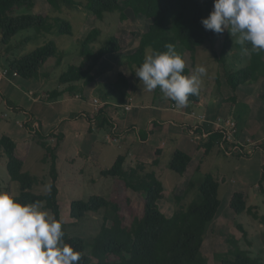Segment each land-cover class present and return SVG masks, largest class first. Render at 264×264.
I'll list each match as a JSON object with an SVG mask.
<instances>
[{
	"label": "trees",
	"instance_id": "16d2710c",
	"mask_svg": "<svg viewBox=\"0 0 264 264\" xmlns=\"http://www.w3.org/2000/svg\"><path fill=\"white\" fill-rule=\"evenodd\" d=\"M46 1L54 12L62 8L61 4L70 8L78 7L74 0ZM33 7V0H0V34L3 45H10L17 34L30 29H45L52 32L54 28H57L61 35L72 34V25L68 21L48 14H29L22 11L24 9L29 11ZM85 9L98 19H104L109 13L119 12L121 19L125 21L126 11L131 9L135 16H143L152 20L148 31L142 35L136 52L126 57L131 61L130 66L134 74L135 68L143 63L150 51L164 52L166 44L174 45L176 51L182 48L186 52L210 45L216 59L221 64H225L224 50L219 56L215 50L217 41L224 33L215 34L206 30L201 23V20L207 18L213 10V0H87ZM100 35L99 29H93L87 34L81 42L80 54L88 65H72L62 73L60 84L69 86L62 92L53 91L49 100H57L66 93L76 94L78 89L75 85L77 83H82L84 86L95 83L94 69L107 56L122 52L120 39L116 36L111 37L96 51L93 45ZM239 47L245 52L244 49H250L251 46L245 44ZM248 55L247 66L238 71L226 72L227 84L233 90L242 85L252 84L259 77H264V52ZM62 59L63 55L56 45L50 42L23 57L10 60L9 68L4 70L11 73L9 79L20 77L31 81L38 75H46L44 69L50 61L56 60V65H59ZM190 66L185 67L184 75H192L193 61ZM12 73H15L17 77L12 76ZM117 82L126 90L128 79L123 73H119ZM157 90L160 91L159 87ZM1 95L6 99L3 94ZM201 96L202 93L199 91L197 95H190L188 101H199ZM7 105L16 111L21 110L9 100H7ZM78 118L89 122L90 131H93L94 127L98 129L115 127L105 107H102L94 117H84L79 114L71 117L74 120ZM25 127L40 136L44 141L42 147L50 156V190L46 194L35 191L39 185L38 177L24 170V162L18 155L17 143L12 137L3 135L0 139V146L8 160L7 170L12 182L17 183L20 189L14 197L22 204L43 202L44 207L62 223L65 243L81 253L79 264H208L202 258L201 252L209 227L222 205L220 198L222 185L212 174L205 175L198 186L192 181L191 187H198V197L188 207L179 209L171 217H167L162 213L158 204V201L163 199L165 187L156 172H147L144 164L125 170L127 157L119 155L114 165L110 169L103 170L101 175L115 178L118 183L117 190L124 189L126 193L132 191L136 195L135 198L126 194L122 198L109 200L103 196L94 195L86 200L72 201L70 217L76 221L86 218L90 213H100L103 210L107 216L100 232L95 237L91 239L71 237L62 220L59 201L60 173L56 153L58 146L52 147L46 142L55 134L54 132L45 134L41 124L39 128L33 127L31 123L25 124ZM197 131L202 132L201 129ZM62 138L63 135L59 134L58 140ZM202 146L206 154L215 146H220L222 151L229 156H251L246 153H234L232 146L225 140L224 133L219 130L209 134L208 140L202 143ZM258 148L264 151V143H261ZM161 153V150H157L156 156ZM191 162L192 157L189 154L177 149L168 165L172 172L183 176L188 171ZM263 182L264 168L260 181L261 193L264 195ZM176 200L181 201L182 196H177ZM229 205L236 215L247 212L253 218L259 219L254 209L248 207L247 198L243 192H235ZM124 209L128 211L129 217L123 213ZM260 219L264 220V218ZM239 228L244 232V236H247L245 229L242 226ZM230 243L233 249L229 252L230 256H220L221 264H264L263 260L252 258L238 242L231 240Z\"/></svg>",
	"mask_w": 264,
	"mask_h": 264
},
{
	"label": "rangeland",
	"instance_id": "374dc122",
	"mask_svg": "<svg viewBox=\"0 0 264 264\" xmlns=\"http://www.w3.org/2000/svg\"><path fill=\"white\" fill-rule=\"evenodd\" d=\"M33 1L34 7L31 10L26 11L24 9L22 11L29 14H48L55 18H61V20L68 21L72 25V34L61 35L58 33L57 28H54L52 32H48L45 29H30L22 31L14 37L11 46H16V48L12 50L14 55L12 59L23 57L36 50L38 47L44 46L50 42H53L58 51L63 55L61 64L56 65V60H52L45 66V76L38 75L34 80L28 81L31 87H41L43 89L58 88L61 86L59 81L61 74L66 72L69 67L72 65H88L80 54L81 42L93 29H99L101 35L98 41L93 45V48L96 51L113 36L120 39L123 50L121 53L108 56L102 61L101 66L107 65V63L110 64V66L111 63L114 64V68H110L112 73L109 78H113L112 80L116 83H104L100 77L97 82L98 90L96 89V94L102 96L111 95L110 90L114 89L119 93L115 96L119 98L124 97L126 93V95H135V98L138 99L137 101L139 102L142 100L148 101L157 99L156 97L161 91L155 89L149 92L144 89L143 83L140 82L139 78L131 69V61L126 58L136 52L139 47L140 39L142 35L148 31L152 20L143 16H135L131 9H127V19L125 21L121 19L119 12L109 13L104 19H98L85 9L87 0H74L78 7L73 6V8L61 4L60 6L62 8L57 12H54V9L51 8L46 0ZM236 40L237 37H232L228 30H225L224 35L215 45V50L217 51L218 56L221 55L222 50H224L225 64H221L220 61L216 59L210 45L199 47L194 51L189 52L180 48L177 52L182 56L187 67H191V61H193L194 67L192 69V74L195 71L194 69L199 66H204L206 68L207 74L201 77V79L207 78L206 83L209 82V90L214 87L215 84L219 85L220 83H225L226 72L230 69H236V71H238L237 69H242L244 66L248 65L249 53L242 51L241 47H239L240 44L237 43ZM5 63L6 61L4 60L3 65H0V69H2V66H5ZM101 66L99 67L101 68ZM119 73H123L128 79L125 91L124 87L117 82ZM9 74L11 73L9 72ZM25 83L27 84V82ZM81 85L82 83H77L75 86L79 89ZM51 93L52 91L50 94ZM48 94L49 93L47 92V94L42 96V100L48 99L50 96V94ZM85 101L88 102L89 98H85ZM44 106L47 107V105ZM52 106L53 105L49 107V111H53V108L58 105ZM7 110L8 107L6 105L0 107V139L6 131V123L3 121L5 119L1 116L7 113L10 120L17 121L16 115ZM73 120L74 119H69L68 122ZM236 135H239L238 128ZM58 136L59 135L55 134L54 137H51L46 142L52 147L58 146L59 148L62 139L59 141ZM105 136L106 132L104 130L101 131L100 137L105 140ZM84 140V143L91 142L90 137L85 138ZM22 141L19 140L21 148L19 150V157L24 162V170L26 172H32L38 177L39 185L35 191L37 193L46 194L50 190L51 160L46 149L42 147L44 141L35 133L30 134L27 141ZM102 141L101 145L99 144L96 146V151L100 150L103 154L101 162L99 163L102 166L104 165L108 167L107 169H110L114 165L117 156L122 153L127 155L128 151L124 149V145H121L120 148L116 144L113 146L102 144ZM101 146L103 147L101 148ZM90 149L91 147L86 148L83 144L79 143L76 148V153H74L76 155L74 156L71 151L67 156L62 155L63 163L60 162L61 164H59L61 166V168H59L61 170L59 180V201L62 210V220L71 237H82L87 239L95 237L100 232L107 214L103 210L100 213H90L86 218L76 221L70 217V205L72 201L80 199L86 200L94 195L103 196L109 200L122 198L126 194L131 198H135L136 196L132 191H128V193H126L124 189L118 191V183L115 178L104 177L101 175V172L105 170V168L98 165V159H96V156L93 153L89 156L86 155V153L91 151ZM86 156L87 158H90L91 162L89 163L91 164H89L88 161L85 163L84 159L86 160ZM171 157V153L166 151L159 158L160 160H158L161 161V164H157V167L148 164L146 167L147 172L155 171L158 178L166 187L163 199L159 200L158 204L162 213L167 217H171L179 209L188 207L198 197V187H191L190 184L192 181L198 186L205 175L213 174L219 179L220 177L222 178L224 172L227 173L229 178H231V171L236 167V161L240 160L238 157H229L225 153L219 154L217 153V150H214L211 151V155L206 157L203 164L199 165L197 169V163L196 165L195 163H192L190 164L188 171L181 176L169 169L168 164ZM241 157L247 158V156ZM60 161L62 160L60 159ZM7 162V157L0 146V191H6L12 196H15L19 193L20 189L19 185L12 182L11 177L9 176ZM128 165L129 163H126L124 168H127ZM253 171L254 168L253 170H249V173L252 174ZM234 177L237 176L235 175ZM232 184L234 185L233 187H235L236 184L233 180ZM221 185V210L209 227L201 252L202 258L207 261L208 264H221L219 259L220 256H230L229 252L233 249L230 241L234 240L238 242L244 250L248 251L252 258L264 261V220L262 221L260 219L264 218V195L262 193L258 195L259 197L251 195L250 199L247 200L248 207L254 209V212L257 213L259 219L253 218V216L247 212H244L241 215H236L229 205L234 188L232 187L230 190L226 187L223 181H221ZM177 196H182V200L177 201ZM258 198L259 203L257 201ZM256 204H259V207H257ZM47 211L52 215L49 210ZM127 212L126 209L123 210L126 217H129ZM239 226H242L245 229L247 236H244V232Z\"/></svg>",
	"mask_w": 264,
	"mask_h": 264
},
{
	"label": "crops",
	"instance_id": "0c3cea01",
	"mask_svg": "<svg viewBox=\"0 0 264 264\" xmlns=\"http://www.w3.org/2000/svg\"><path fill=\"white\" fill-rule=\"evenodd\" d=\"M15 48L16 46H11V44L8 46L3 45L0 34V65H3L4 60L6 61L5 66L0 69V73L3 69L9 68L10 60L15 59H12L14 56L12 50ZM113 65V63H111V66L108 63L107 65H98L93 72L96 76L95 83L87 86L82 84L79 87L80 90L82 89L81 91L78 89L74 95L66 93L57 100H42L41 97L47 92L50 94L51 91H65L69 85L61 84L58 88L43 89L41 87H31L28 81L20 77L3 80L0 84V107L3 105L8 107L7 100H9L15 106L21 108V110L16 111L14 108L8 107L7 110L16 115L17 121L10 120L7 113L1 116L6 123L4 135H8L15 140L18 155L21 149L19 140L27 141L28 136L34 133L28 127H25V124L28 123L33 124V127L36 128H39L41 124L45 134L54 132L57 135H63L61 144L56 150L58 169L61 168L59 164L63 163L62 155L67 156L71 151L75 156L74 153H76V148L80 143L86 148L91 147V151L86 155L89 156L93 153L98 159V165L106 170L108 167L99 163L102 159V151H96V146L101 145L102 140V144L111 146L116 144L120 148L121 145L125 146L124 149L128 153L127 155L121 154L127 157L126 163H129L127 168H124L125 170L136 168L139 164H144L146 167L151 164L157 167V164H161V161H158L159 158L166 151H169L173 157L177 149L189 154L192 157L191 164L195 163L196 165L197 163V169L199 165L203 164L206 157L211 155V151L217 150L219 154L224 153L220 146H215L206 154L205 148L202 146L204 141L198 140L199 136L204 139L206 137V141L208 140L209 134L216 131L213 124L219 118L232 119L236 123L239 131V135H236L237 141L245 142L250 138L259 143H264V77H259L252 84L239 86L236 90H233L227 84L226 76L225 83L215 84L209 90V82L206 83L207 78L201 79L200 92L202 96L200 100L188 101L187 106L181 108L177 107L173 101L164 98L161 92L156 97L157 99L142 100L141 102L137 101L138 99L132 94L126 95L125 93L126 96L119 98L115 96L119 93L114 89L110 90L111 95L96 94V89L98 90L97 82L100 77L104 83H116L112 80L113 78H109L112 73L110 68L113 69ZM229 71H236V69H230ZM85 98H89V101H85ZM94 98L102 102L103 107H105L106 112L115 124L114 128L98 129L94 127V130L90 131L89 122L82 118L70 121L71 123L68 122L74 114L84 117L96 116L97 112L92 103ZM44 105H47V107ZM51 105L58 106L53 108V111H49ZM127 107H129V110L126 109ZM193 113L196 116L192 115ZM202 116L207 118L204 123L200 121ZM200 129L202 132L197 131ZM103 130L106 132L105 140L100 137V132ZM88 137H90L91 142L84 143V139ZM157 150L162 151L158 156H156ZM87 156L86 160L84 159L85 163L87 161L88 163L91 162ZM238 158L240 160L236 161L237 165L231 171V178L225 172L222 178L219 179L212 175L219 182L223 181L230 190L234 186L232 184L233 180L236 185L233 187L232 195L235 192H243L247 200L250 199L251 195L259 197L258 195L261 193L260 181L264 168V151L257 149L254 154L247 158ZM253 168L252 174L249 173V170H253ZM60 171L59 169V173ZM235 175L237 177H234ZM257 201L259 203V198ZM256 206L259 207V204H256Z\"/></svg>",
	"mask_w": 264,
	"mask_h": 264
},
{
	"label": "clouds",
	"instance_id": "9594fccd",
	"mask_svg": "<svg viewBox=\"0 0 264 264\" xmlns=\"http://www.w3.org/2000/svg\"><path fill=\"white\" fill-rule=\"evenodd\" d=\"M215 34L228 30L245 52H264V0H213V10L201 20ZM166 51H151L135 69V75L151 92L159 87L164 98L186 107L190 95H197L204 66L186 76L182 56L172 44ZM62 223L44 208L42 201L22 204L0 191V264H79L81 253L64 241Z\"/></svg>",
	"mask_w": 264,
	"mask_h": 264
},
{
	"label": "built area",
	"instance_id": "2783aa9c",
	"mask_svg": "<svg viewBox=\"0 0 264 264\" xmlns=\"http://www.w3.org/2000/svg\"><path fill=\"white\" fill-rule=\"evenodd\" d=\"M12 76L17 77L15 73H12ZM9 78L10 76H9L8 70L1 72L0 73V84L2 83L3 80H8ZM92 103L97 113L103 107V104L102 102H100L99 99L94 98L92 100ZM126 109L129 110V107H127ZM192 115L196 116L195 113H193ZM206 119L207 118L205 116L200 117V120L202 122H206L205 121ZM214 128L224 133L225 140L227 141L229 145L232 146V150L236 154L246 153V154L252 155L257 149H259L258 147L261 143H259L258 141H254L250 138H248L245 142L237 141L236 139L237 125L232 119L219 118L216 120V122H214ZM206 139H207L206 137L205 139L200 136L198 137V140L201 142L203 141L205 142Z\"/></svg>",
	"mask_w": 264,
	"mask_h": 264
}]
</instances>
